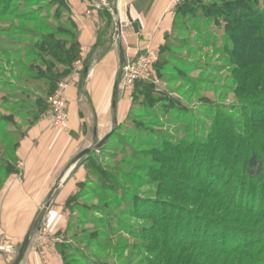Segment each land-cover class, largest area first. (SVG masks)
Segmentation results:
<instances>
[{
  "label": "rangeland",
  "instance_id": "1",
  "mask_svg": "<svg viewBox=\"0 0 264 264\" xmlns=\"http://www.w3.org/2000/svg\"><path fill=\"white\" fill-rule=\"evenodd\" d=\"M101 1L100 4H106ZM241 1L264 17V0H226L239 15ZM197 3L171 0L174 15L171 32L157 51L141 54L151 52L157 56L148 85L136 89L135 82L128 88L121 74L120 122L108 143L90 155L78 197L71 202L72 212L76 214L72 218L74 225L67 227L62 236L63 242L69 243L64 256L75 260L69 264H264V173L256 183L246 180L243 176L246 159L236 149V146L241 150L247 148L242 138L249 120L242 117L246 109L254 110L256 120L259 113L264 114V108L252 106L264 90L243 88L247 84L250 87V80L244 76L251 66L243 70L230 62L233 43L223 27L216 25L222 0ZM6 5L11 16L0 18V23L5 22L2 27L8 23L11 32L3 33L0 29V144L3 147L0 190L7 177L6 162H14L13 147L30 127L28 108L46 99L42 94L45 86L28 84L26 73L16 75L13 62L29 67L23 54L31 50L38 52L33 48L39 40L29 33L45 35L47 26L55 32L62 29L69 34L74 32L64 8H59L58 21L48 19L57 12L53 0H10ZM206 10L213 11L215 16L208 17ZM243 15L244 12L240 16ZM105 17L107 27H112L114 19ZM114 32L110 28L107 43L108 48L117 51L114 71L118 74L120 59ZM255 34L258 37L261 34L263 41V30ZM253 43L248 44L249 56L239 57L244 66L264 62V51L258 53ZM139 56L133 60L126 56L131 60L127 63L135 62ZM158 64H161L159 68ZM256 67L264 69L263 65ZM75 68L76 63L70 75ZM82 74L83 69L79 75ZM260 81L263 80L257 83ZM260 106H264V101ZM97 143L94 137L92 145ZM258 146L264 157V144ZM157 154L161 158L159 162ZM180 157L191 162L187 164ZM218 165L223 172L219 186L214 185L210 176L212 168ZM202 172L203 175H198ZM172 181L174 187L170 186ZM241 182L251 184V189L254 187L255 203L253 198L249 204L248 197L239 201V196L234 194L233 185ZM231 198L234 203L228 202ZM167 216H178L170 231H164ZM221 224L233 231L232 239L222 240ZM203 237L216 239L218 250L244 245L236 253L222 256L204 255L194 245L172 244L176 239L185 242ZM82 241L91 243V248L86 250Z\"/></svg>",
  "mask_w": 264,
  "mask_h": 264
},
{
  "label": "crops",
  "instance_id": "2",
  "mask_svg": "<svg viewBox=\"0 0 264 264\" xmlns=\"http://www.w3.org/2000/svg\"><path fill=\"white\" fill-rule=\"evenodd\" d=\"M66 2L79 31L83 78L77 74L69 78V119L65 127L53 128L50 118L45 116L27 131L15 150V172L6 177L0 190V244L6 249L0 264H14L34 220L71 162L92 146L94 137L99 142L103 140L112 131L114 120L116 125L120 122L119 85L116 111L112 108L118 74L114 71L117 51L108 48L107 43L110 28L115 30L114 44H118L119 59L121 46L124 56H131V60L145 51H157L173 28L171 0H113L117 15L111 11L110 2L100 8V0ZM107 10L112 12L114 19L110 28L105 17ZM128 16L138 23V33ZM118 21L122 25L121 34L115 38ZM102 53H105L104 57H101ZM126 56L127 64L131 60ZM86 61H89L87 68ZM85 70H88L87 74ZM84 169L80 166L67 172L40 229L31 238L21 264H65L60 245L72 216L66 205L84 181Z\"/></svg>",
  "mask_w": 264,
  "mask_h": 264
},
{
  "label": "trees",
  "instance_id": "3",
  "mask_svg": "<svg viewBox=\"0 0 264 264\" xmlns=\"http://www.w3.org/2000/svg\"><path fill=\"white\" fill-rule=\"evenodd\" d=\"M9 1L10 0H5V1L0 0V18H6V17L11 16V14H8L9 11L6 9L7 7L6 4L9 3ZM53 1L56 4L55 8L57 12L56 14H54L53 17H49L48 19H53L55 22L58 21L59 20V8L62 7L65 9V14L69 18L68 25L72 27L74 32H71V34H69L68 32L64 31V29H62L61 31L57 30L55 32V31H52L53 30L52 27L47 26L46 30H48V33L45 35L37 34L36 32L29 33V35H31L32 37H35L36 40H39V42L33 48L38 52H34L31 50L27 52L26 54H23V59L25 60L28 59L27 65H29V67H23L22 63H20L19 61L18 63L13 62L14 66L16 67L14 68L16 75L18 74L21 75L22 73H26L25 77L27 79L26 81L28 82V84H31L32 86H36V87H40L43 85L45 86V88L42 90V94L45 95L46 99L40 100L39 103H37L34 107L28 108L29 109L28 111L30 112L29 129L32 128L42 118H44L47 115L46 114L47 112L48 113L50 112L48 98L55 93V91L57 90L61 82H64L68 79L67 77H69V75L71 74L74 64L81 60V45L79 41V31H78L76 24L71 19L68 4L66 0H53ZM191 1H195V2L198 1L199 3V0H191ZM222 2H223V8L216 13L217 15L216 25L223 27L224 31L226 32L227 35H229L233 43V49L230 51V56H231L230 62L233 65H235L237 68H241L243 70L248 69L247 67L251 66L249 70H247V75L244 76V79L248 81L250 80V87H249V84H247V85H244L243 88H246L248 90L250 88H255L256 91L264 90V69L259 70L258 67H256L258 65L264 66V62L261 61V62L248 63L246 64V66H244V64L241 63L243 62V60H240L239 58V57H242L244 54L249 56V54L251 53L249 50L250 46L248 45L249 42L251 43L254 42L253 46L257 47L255 50L258 51V53L259 52L262 53L261 51H264V38L262 41V35L258 34L260 36L258 37L255 34L259 31H262V30L264 31V19H263L264 17H260L257 13H254L253 9L248 4H245L244 1L238 2L241 7V14L242 12H244L245 14L243 16H240L241 14L240 15L236 14V12L232 10L233 5L231 3L226 2V0H222ZM2 4L5 6L1 7ZM111 11L113 10L111 9ZM108 12L109 10H107V16L113 19L112 12H109V14ZM181 12L184 13V9ZM206 13L208 17L215 16L214 15L215 13L213 11L206 10ZM34 22H40V21L35 20ZM108 23L111 24L110 21H108ZM2 24H5V22L0 23V29L3 31V33L9 34L11 32L10 30L11 26L7 23L6 26L2 27ZM254 39H256L258 42H256ZM10 52L13 53L12 51ZM253 53L255 55L258 54L257 52H253ZM251 56L253 55L251 54ZM88 66H89V61H86L85 68H87ZM154 66H156V63ZM157 66L159 68L161 64L160 65L158 64ZM18 69H20V71ZM236 74L237 72H235V75ZM82 78H83V74H82ZM256 79L263 80V81L262 82L260 81V83H257L259 80L256 81ZM146 82L147 81H138L136 83L137 84L136 89L138 87L142 88L143 86L148 85V83ZM255 83H257V85H254ZM17 91L18 90H16L15 92ZM256 97H257V100H256L257 102H254L256 105L252 104V106L264 108V106L263 107L260 106L264 101V93ZM243 116L249 118L248 123H247L248 126H246L245 130H243L242 132V136H243L242 138H244L247 148L244 150H241L239 146L238 147L236 146V149H238L237 152L242 153L241 155L245 157L246 159L245 162H243V171H244L243 176H245L246 180L250 181V183H253V182L256 183L261 180V178L263 177V173H264V157L263 155H261V153H259V150H258V147H259L258 145L264 144V114L259 113L257 115V117L259 118L258 120H256L257 118H255L256 114L254 110L246 109V112L242 114V117ZM116 127H115V130H116ZM26 133H22L20 135L18 142L13 147L14 153H15L16 148H18L20 141L24 138ZM237 136L240 138L241 133L238 132ZM2 140L5 142V145H6L5 136L2 137ZM108 141L106 142V144L108 143ZM2 148H3L2 144H0V149ZM3 153L5 152L3 151ZM94 153H90L89 155H87L83 159L81 166H84L86 169V164L90 162V159H91L90 155ZM180 158L184 159L187 164L191 162L190 160L187 161V159L184 157H180ZM13 159H14V162H11V161L6 162L7 167H6L5 172L7 173V176L15 172L16 160H15L14 155H13ZM156 159H157L156 161L158 162L161 161L159 154H157ZM221 161L223 162V160ZM198 169L199 167L197 166V164L194 165V170L197 171ZM212 170L213 172L210 174V176L211 178H214L213 183L214 185L217 183L216 185L219 186L222 183V178L220 174L222 175L223 172H220L221 167H219L218 165L212 168ZM198 175H203V172ZM231 184H234V183H231ZM81 185L82 183L78 185V190L80 189ZM170 186L174 187V181H172ZM251 186H252L251 184H246L244 182H241V184L233 185L234 194L236 193V195L239 196L237 197L239 201L241 200V198L244 199L245 197H248L251 200L249 204H252L253 198H254V203H255V201L257 200V197H256V193L254 194L252 190L254 187H252L251 189ZM223 191H224V187L222 188V192ZM76 197H78V191L75 196L69 199L66 205L67 210L70 211L72 214L70 221H69L68 228L70 227V225H74L72 218L76 214L72 212L73 209L71 206V202L73 203ZM228 202L234 203V200L231 198V199H228ZM153 206H155L154 203L152 207ZM176 212H178V210L174 211V213ZM177 218L178 216L165 217L164 218V225H165L164 231L165 230L170 231L171 227L176 222ZM219 228L222 230V240L232 239L231 233H233V231L229 230L228 228L223 227L222 224L221 226H219ZM216 241H217L216 239L212 241V240H209V237H203L202 240H191V241H185V242L178 241L176 239L172 241V244L181 245V246L194 245L195 248L203 250L202 253H204V255L205 254L212 255L216 253L217 255H222V256H229L232 253H236L237 251L241 250L240 247L244 245V244H240L231 250L230 249L225 250L220 247L221 250H218L217 249L218 244ZM209 243H211V245L208 246ZM82 244L86 247V250L91 248L90 246L91 243L87 244V242L82 241ZM68 245L69 243H66V242H63L60 245L65 264H69L71 263V261L73 262L75 261L73 258L67 259L64 256V252L67 250L66 247H68ZM83 257H84V260H86V254L83 253ZM87 261H88V258H87Z\"/></svg>",
  "mask_w": 264,
  "mask_h": 264
},
{
  "label": "built area",
  "instance_id": "4",
  "mask_svg": "<svg viewBox=\"0 0 264 264\" xmlns=\"http://www.w3.org/2000/svg\"><path fill=\"white\" fill-rule=\"evenodd\" d=\"M173 2H181L183 0H172ZM102 3H106L110 0H102ZM102 4L98 5L100 8ZM157 61V56L154 53L148 52L133 62L127 63L123 69L122 76L124 82L128 88H131L135 82L147 81L151 78L153 67ZM83 66L81 60L76 63L74 74L79 75L82 71ZM71 81L67 79L61 82L55 91V93L48 98V104L50 106L49 118L51 125L55 129H62L68 122L69 119V100H68V88ZM4 246L0 245V259L3 257L5 252Z\"/></svg>",
  "mask_w": 264,
  "mask_h": 264
},
{
  "label": "water",
  "instance_id": "5",
  "mask_svg": "<svg viewBox=\"0 0 264 264\" xmlns=\"http://www.w3.org/2000/svg\"><path fill=\"white\" fill-rule=\"evenodd\" d=\"M112 3H113V0H110V9H112L114 11V14L117 15L118 13H117V11L114 8ZM128 20H129L130 24L132 25L134 31L136 33H138L139 32L138 23L134 22L130 16H128ZM121 28H122L121 22L118 21L117 28H116V33H115V38H119L120 37ZM125 65H126V60H125L124 52H123L122 47L120 46V70H119V73H118V76H117V80H116V83H115L114 92H113V102H112V108H113L114 112L116 111V96H117V91H118V83H119V79L121 77V74L123 72V69H124ZM87 73H88V70H85V74H87ZM115 126H116V120L113 121L112 131L103 140H101L99 143H97L96 145H92L91 147H89L86 150H84L83 152H81L71 162V164H70V166L68 168V171H70L71 169L72 170L75 169L76 166L81 163V161H82V159L84 157H86L90 153L98 151L100 148H102L106 144L108 139L114 133ZM67 172L60 177V179L56 182V184L52 188V190H51L47 200L45 201V203H44L39 215L34 220V222H33L32 226H31V228H30V230H29V232H28L23 244L21 245V248L18 251V255L16 257V260H15L14 264H21L25 254H26V252L28 250V247L30 245L31 238L40 229V227H41V225L43 223V220H44L48 210L51 208V206L53 204L56 192L60 189L61 185L63 184V181L66 179L65 177H67V175L69 173V172L68 173Z\"/></svg>",
  "mask_w": 264,
  "mask_h": 264
}]
</instances>
